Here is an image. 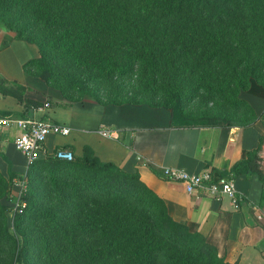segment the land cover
<instances>
[{
    "label": "trees",
    "instance_id": "trees-1",
    "mask_svg": "<svg viewBox=\"0 0 264 264\" xmlns=\"http://www.w3.org/2000/svg\"><path fill=\"white\" fill-rule=\"evenodd\" d=\"M11 14L27 23L19 37L38 50L23 69L39 71L66 97L72 86L58 76L63 66L85 79L82 84L110 89L105 101L88 89L78 95L104 105L166 107L174 125L231 126L255 117L262 127L257 146L219 174L255 175L264 184V110L256 116L249 106L241 118L230 113L246 105L241 91L264 86V0H5L0 22L13 29ZM127 79L134 84L132 98L124 96ZM23 90L0 84L1 93L17 98ZM151 93L162 101L133 98ZM201 96L222 103L230 115L190 113L187 105ZM60 149L71 152L56 148L23 175L0 173V198L28 179L11 220L0 204V245L10 247L8 264H241L170 217L137 171L101 161L88 145L80 156L71 152L70 160L56 156Z\"/></svg>",
    "mask_w": 264,
    "mask_h": 264
},
{
    "label": "crops",
    "instance_id": "crops-1",
    "mask_svg": "<svg viewBox=\"0 0 264 264\" xmlns=\"http://www.w3.org/2000/svg\"><path fill=\"white\" fill-rule=\"evenodd\" d=\"M37 55L34 46L18 41L0 48V76L7 83L26 87L20 98L0 92V112L13 118L30 114L69 127L67 135L48 136L47 154L66 146L80 156L83 146H90L101 161L126 172L137 171L146 186L165 202L170 217L208 236L227 261L264 264V203L259 204L264 184L255 175H235L241 196L236 203L228 196L215 198L203 189L187 193L182 183L158 174L163 168L218 174L233 170L234 164L258 144L262 127L255 117L237 119L231 126L182 127L172 124L171 111L166 107L104 105L90 95L69 101L54 89H40L38 80L26 74L22 65ZM240 97L256 116L264 110L263 95L242 92ZM44 103L49 105L37 111ZM16 134L14 127L0 131V173L6 178L10 173L23 175L29 167L13 144Z\"/></svg>",
    "mask_w": 264,
    "mask_h": 264
},
{
    "label": "rangeland",
    "instance_id": "rangeland-1",
    "mask_svg": "<svg viewBox=\"0 0 264 264\" xmlns=\"http://www.w3.org/2000/svg\"><path fill=\"white\" fill-rule=\"evenodd\" d=\"M4 1L5 0H0V13L3 12V2ZM11 16H13V18H14L13 29L6 27L3 23L0 22V48L3 45L6 46L7 44H10L11 41H18L21 44L32 45L37 49V46L33 42L27 40V36L19 37V31L24 26H27V23L21 17L18 18V16H17V18L15 19L14 14H11ZM20 50H22V49H19L18 52ZM22 52L23 51H21V53ZM27 52L28 51H26V53ZM25 71H26V74L28 76H32L33 78H36L38 80V83H39L38 87L40 89L45 88V87H49L51 89H54L56 93L61 94L64 97V99L69 100V101H76V100H78V98H76V97L84 96V93L82 95H78V94H80L79 91H81V90L86 91L88 89V90L95 91L97 94H99L102 97V99L104 101L107 100V98L110 94L109 93V90H110L109 86L104 84V83H101L99 85L98 84H88V83L82 84L81 82H83V80H85V79H78L74 74H72V71H70L67 68V66H63L62 69H58V71H57L58 76L65 78L63 83L64 84H71V86H72V89L68 90L67 97L64 96L56 86L48 84L45 81H43L41 78H39V75H38L39 71L33 70V69H28V71L27 70H25ZM73 76H75V77L73 78ZM29 78L30 77H28V79ZM126 83H128V84L123 89L124 94H125L124 96L125 97L127 96V98H129V97L132 98V96H129V95L131 94V91H132L131 88H134V87H132V86H134V84L132 83V81L130 79H127ZM252 83H254V82H252ZM0 84L3 87L5 86V87H9V88H14L16 90H20L21 87L24 90L26 88V87L19 85V84L7 83L4 81V79L1 76H0ZM28 85H30V84H28ZM261 89L264 90V86L257 84V85H255V88L253 87V88H251V90L241 91V93L245 92V93H250L253 96H257L260 93ZM24 90H23V92H24ZM72 97H75L76 99L72 98ZM133 98L143 99L145 102H151V103H159L162 101V97H158V95L152 94V93L147 94V95H140L138 97H133ZM240 98H242V97H240ZM249 106H250V104L247 102L246 105H243V108H241V110H238V112L234 111L233 113L232 112H230V113L235 115V116H238V118H241V116L244 114H245V116H248L249 114L244 113V111H246L245 109L248 108ZM242 109H244V111ZM187 110L192 114H196L197 112H206L208 114L225 113L226 115H230L229 113H227V111H229L228 107L223 106L222 103H220L218 101L208 100L204 96L199 97L198 99H196L191 104L189 103L187 105ZM36 178H37V176H36ZM27 180H28L27 177H25L21 183H18V182L14 183L11 186L9 192H7L5 196L0 198V204L8 209L6 211V215H7L9 220H11V217H12L11 210L17 206L21 192L26 187ZM39 181L42 184L40 185L38 192L40 194V197H44L46 188L45 187L43 188V186H44L43 184L45 182H47V179L45 177H43V179H40ZM0 250H1V252H0V264H8V254H9V250H10L8 243L0 245Z\"/></svg>",
    "mask_w": 264,
    "mask_h": 264
},
{
    "label": "built area",
    "instance_id": "built-area-1",
    "mask_svg": "<svg viewBox=\"0 0 264 264\" xmlns=\"http://www.w3.org/2000/svg\"><path fill=\"white\" fill-rule=\"evenodd\" d=\"M48 105L44 103L42 107L37 108V111H42ZM9 127L17 129L13 144L24 154L28 165L47 154L45 143L49 135L64 136L70 132V128L63 124L48 123L30 114L15 118L0 116V131ZM56 156L61 159H72L71 152L66 149L58 150ZM160 173L161 177L166 180L182 183L187 193L203 189L215 198L228 196L236 203L241 200V196L237 194L234 178L230 175L222 176L210 170L191 173L179 168H163Z\"/></svg>",
    "mask_w": 264,
    "mask_h": 264
}]
</instances>
